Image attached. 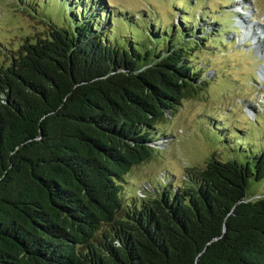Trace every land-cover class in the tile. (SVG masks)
Returning a JSON list of instances; mask_svg holds the SVG:
<instances>
[{"label":"trees","instance_id":"1","mask_svg":"<svg viewBox=\"0 0 264 264\" xmlns=\"http://www.w3.org/2000/svg\"><path fill=\"white\" fill-rule=\"evenodd\" d=\"M70 12L0 63V264H264V196L248 195L263 153L211 155L176 189L124 205L123 178L202 81L190 50L209 33L151 41L132 23L121 39Z\"/></svg>","mask_w":264,"mask_h":264},{"label":"rangeland","instance_id":"2","mask_svg":"<svg viewBox=\"0 0 264 264\" xmlns=\"http://www.w3.org/2000/svg\"><path fill=\"white\" fill-rule=\"evenodd\" d=\"M247 3L249 13L241 14L239 0H0V63L26 38L45 37V20L67 24L70 10L79 19L98 14L101 30L121 39L136 36L132 23L151 41L154 31L163 36L168 27L174 38L209 33L190 50L192 64L203 69L201 83L159 123L155 155L123 178L124 205L133 204L159 193L160 185L176 189L211 155L253 165L264 154V0ZM248 195L264 196V181L251 180Z\"/></svg>","mask_w":264,"mask_h":264},{"label":"bare ground","instance_id":"3","mask_svg":"<svg viewBox=\"0 0 264 264\" xmlns=\"http://www.w3.org/2000/svg\"><path fill=\"white\" fill-rule=\"evenodd\" d=\"M239 1L242 2V4L244 5V7L242 5V7H240L238 11H241V13H243V14L249 13L248 8H247V4H248L247 3V0H239ZM251 13H253L252 15H254V12L253 11ZM260 74H261L262 77H264V70H260ZM248 111H250L251 113H253V110H250L249 108H248Z\"/></svg>","mask_w":264,"mask_h":264},{"label":"water","instance_id":"4","mask_svg":"<svg viewBox=\"0 0 264 264\" xmlns=\"http://www.w3.org/2000/svg\"><path fill=\"white\" fill-rule=\"evenodd\" d=\"M255 199H257V198H255ZM250 200H254V198H252V199H250Z\"/></svg>","mask_w":264,"mask_h":264}]
</instances>
